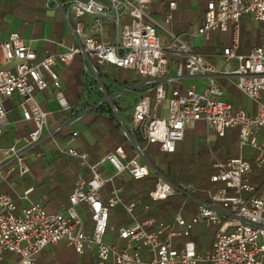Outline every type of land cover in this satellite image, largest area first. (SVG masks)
Returning a JSON list of instances; mask_svg holds the SVG:
<instances>
[{
	"label": "built area",
	"instance_id": "obj_1",
	"mask_svg": "<svg viewBox=\"0 0 264 264\" xmlns=\"http://www.w3.org/2000/svg\"><path fill=\"white\" fill-rule=\"evenodd\" d=\"M53 1L73 27L70 46L40 57L18 31L0 40V137L13 108L31 124L11 143H0V183L20 200L0 193V264H38L56 245H71L91 264H264V39L241 52L242 19L264 29V0H209L195 30L185 31L207 40L231 30V41L216 54L223 68L192 40L166 29L154 16L153 0ZM172 19L168 13L165 23ZM78 56L82 86L70 102L61 68ZM230 89L242 91L246 102L236 101ZM47 91L58 111L39 101ZM199 120L206 122L207 136L236 131L239 145L238 154L226 159L209 147L211 181L222 185L205 198L196 196V185L165 175L150 152L155 144L158 153H174ZM89 128L99 137L88 136ZM84 133L94 144L115 133L122 141L93 160L80 148ZM63 156L73 159L65 169L74 180L68 204L45 192L33 197L44 185L26 184L34 164L46 168ZM136 181L144 182L147 198L131 186ZM173 196L183 202L172 217L140 219L136 213ZM188 199L197 205L193 212L185 210ZM118 206L124 209L121 225L111 221ZM196 226L214 228L207 250L191 238ZM178 237L185 238L180 246Z\"/></svg>",
	"mask_w": 264,
	"mask_h": 264
},
{
	"label": "crops",
	"instance_id": "obj_2",
	"mask_svg": "<svg viewBox=\"0 0 264 264\" xmlns=\"http://www.w3.org/2000/svg\"><path fill=\"white\" fill-rule=\"evenodd\" d=\"M63 1V0H59ZM107 3L109 0H98ZM175 1V8H171L169 3ZM209 0H153V8L155 10L154 16L168 30H172L177 33H181V36L186 41H191L195 44L198 50L209 49L214 54L211 59L217 66L223 68V64L216 57L219 49L222 45L227 44L231 41V30L225 33H213L211 37L204 40L201 37H192L186 30H195L198 23L201 21L203 12L205 10L206 4ZM170 13L173 15V19L170 23H165V16ZM242 39L243 31L249 32L251 34V42L248 49L241 52H248L250 47L257 43L260 39H264V29L261 23L256 21H250L247 17L242 19ZM18 31L38 53L40 57H43L47 51L54 53L61 49L70 46L76 40L73 27L70 22L65 18L62 8L59 3L53 0H0V40L5 39L12 32ZM253 31L256 33L258 40L255 42V36ZM164 42L169 41L168 33L164 30ZM212 39L213 45H209ZM221 42V44H219ZM242 42V40H241ZM255 42V43H254ZM61 79L63 83V89L66 98L70 102H74L77 98L76 89L79 90L82 86V75H81V58L78 56L73 63L61 68ZM230 89V93H231ZM68 93V94H67ZM52 92H43L38 94V99L45 109H50L58 111L59 104L52 98ZM232 95V93H231ZM75 97V98H74ZM234 97V96H233ZM74 99V101H73ZM58 116V113L56 114ZM9 126L7 132L0 137L1 144H9L15 138L20 137L19 135L25 134L31 127V124L22 119L21 111L17 108H13L9 113ZM88 132V136L99 137L98 131ZM192 130V129H191ZM188 137H190L188 135ZM120 137L115 133L112 135V139L109 138L108 141L98 142L94 144L90 141L85 133L80 138V148L81 150H86L90 153L91 158L96 159L101 152H103L106 147H113L114 143L121 142ZM197 143H194L195 151L198 152ZM159 154H156V160L162 163L159 159ZM167 154V153H162ZM69 158V156H67ZM70 160L66 162L63 158H54L53 161L49 162L48 167L43 168L41 163H35L33 169V178L27 179V185L36 184L37 182L43 183L37 192L33 194V197L37 198L40 193H49L53 196L61 206L68 204L67 191L65 194L60 192L61 180H66L70 182L73 186V178L67 179L65 174L66 166L73 161ZM72 159V160H71ZM50 165L59 167V172L50 169ZM53 173L51 176L49 173ZM14 180H19L17 176H13ZM56 184L57 188L53 190ZM19 189L21 187H18ZM39 191V192H38ZM10 192L11 195L18 200H20L15 191L7 183H0V193ZM201 230V229H200ZM202 231V230H201ZM214 239V228L212 233V240L210 244L204 246V243L199 241L197 245H200V251L207 250L211 247ZM92 260L88 255L78 258L74 248L71 245H56L49 246L45 249L41 255L38 264H91Z\"/></svg>",
	"mask_w": 264,
	"mask_h": 264
},
{
	"label": "trees",
	"instance_id": "obj_3",
	"mask_svg": "<svg viewBox=\"0 0 264 264\" xmlns=\"http://www.w3.org/2000/svg\"><path fill=\"white\" fill-rule=\"evenodd\" d=\"M251 34L243 31L242 39V51L248 49L251 42ZM209 50V49H208ZM207 49H201L200 51L208 58H212L215 53L208 51ZM230 133V132H229ZM227 137V135L225 136ZM225 137H222L224 139ZM218 146V145H217ZM217 146L213 147V150L222 158H228L230 156L237 155L238 152L225 148L219 149ZM236 150V149H235ZM70 158V157H69ZM67 156H63V159L68 162L70 159ZM72 160V159H71ZM162 171L173 181H191L196 183L197 190L196 196L198 198L207 197L206 191L208 189H217L221 186V183H214L211 181V175L214 173L212 162L210 161V149L203 148L200 151H195L194 140L191 137H186L177 146L174 153H167L162 156ZM258 178H253L252 181L256 182ZM131 186H135L139 189V192L147 198L146 191H144V182L136 181L131 182ZM60 192L65 194L72 188V184L66 180H61ZM183 202L182 196H173L171 198L159 201L153 206L149 212L151 215H156L162 219H167L176 214L178 207ZM115 220L118 225L125 222L124 209L122 206H118L111 212V221ZM209 244H207L208 246ZM200 249V245L198 246Z\"/></svg>",
	"mask_w": 264,
	"mask_h": 264
},
{
	"label": "rangeland",
	"instance_id": "obj_4",
	"mask_svg": "<svg viewBox=\"0 0 264 264\" xmlns=\"http://www.w3.org/2000/svg\"><path fill=\"white\" fill-rule=\"evenodd\" d=\"M162 38H164V35H163V32H160ZM253 34L255 36V42L256 40H258V38L256 37V33L255 31H253ZM209 42V45H213V42H212V39ZM254 42V43H255ZM219 44H221V42H219ZM123 72L122 71V75H123ZM231 93H232V96H234L235 100L238 101V102H241V103H245L246 102V98H245V95L243 94L242 91H240L239 89H232L231 90ZM68 94V93H67ZM77 96L76 100L78 99L79 97V94H78V90L76 89V95L75 97ZM74 97V98H75ZM75 100V101H76ZM74 101V99H73ZM5 105L7 107H10L12 106L10 101L6 100L5 101ZM230 132V133H229ZM21 136V135H19ZM189 136L194 140V143L196 142L197 143V148H198V151H200L201 149L203 148H208L209 147H214V146H217L219 149L221 148H225L227 151L229 150H233V148H235L233 151H236L238 152L239 150V145L237 143V134H236V131L234 130H229L227 132V137H225L224 139L222 138H218L216 137L214 134H212V132H210V134L207 136V124L204 120H199L196 122V126L194 127V129H192L190 132H189ZM210 144V146H209ZM151 150L150 152L153 154V155H156L158 154L157 152V148H156V145L153 144L151 145ZM238 154V153H237ZM164 154H159V159L162 161V156ZM210 161L212 162L211 160V153H210ZM186 182H190L192 183L193 185H196V183L194 182H191V181H186ZM196 203L194 200L192 199H188L186 201V207H185V210L189 211V212H193L194 210H196ZM150 212V211H149ZM149 212L147 213L146 211L143 210L142 206H139L137 207L136 209V213L138 214V216L140 217V219H144V218H147L149 216H152V214L150 215ZM154 215V214H153ZM186 216V218L189 216V214H184ZM181 230V228H178ZM212 233H213V227L211 228H208V229H205V231H201L199 226H196L193 231H192V235H191V238H193L195 241H199V243L203 242L204 243V246L207 245V244H210L211 240H212ZM184 237H178L177 238V244L176 246H180L183 241H184ZM9 257V255H6V258Z\"/></svg>",
	"mask_w": 264,
	"mask_h": 264
}]
</instances>
